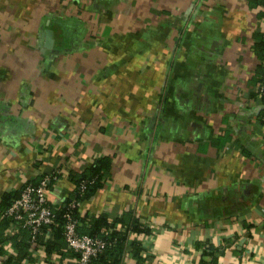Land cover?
<instances>
[{"label":"crops","instance_id":"obj_1","mask_svg":"<svg viewBox=\"0 0 264 264\" xmlns=\"http://www.w3.org/2000/svg\"><path fill=\"white\" fill-rule=\"evenodd\" d=\"M258 31L247 0H0V198L58 172V210L109 157L79 209L149 228L122 264H264Z\"/></svg>","mask_w":264,"mask_h":264},{"label":"trees","instance_id":"obj_2","mask_svg":"<svg viewBox=\"0 0 264 264\" xmlns=\"http://www.w3.org/2000/svg\"><path fill=\"white\" fill-rule=\"evenodd\" d=\"M248 7L254 12L257 20L264 21V0H247ZM253 50L256 56L262 63L264 62V31H258L255 34V43ZM258 76V77H257ZM254 85L262 84L264 82V67L261 65L256 72V78L253 79ZM263 101V99H262ZM264 102V101H263ZM112 161L109 157H101L95 160L90 167L82 173L69 172L68 178L71 179L75 185L72 194L65 200L63 207L58 210H53L55 213L54 223L50 225V237L43 240L44 236L40 235L36 243L45 244L46 252L48 255L55 252L58 256L75 257V255L66 247L63 238V215L69 208L71 202H76L78 205L84 200L93 196L101 187L104 177L107 176L111 169ZM48 183V188L52 183L60 177L58 173H44L39 179L27 181L25 185H37L46 175H53ZM54 178V179H53ZM23 186V187H24ZM22 187V188H23ZM5 193L0 198V256L6 254V246L10 245L11 250L8 258L4 261L5 264H14L13 259L31 261L35 259L31 251V246L34 245L30 242L29 230L22 226L21 223L13 222V220L1 217L3 212L17 199L21 190ZM75 217L79 220L78 232L80 234H88L96 237H106L111 241L110 245L106 247L102 254L94 259L95 264H122L124 257L128 254H135L139 261H143L144 257L141 256V245L135 239L128 240V232L147 235L150 230L147 226H142L140 221L131 214L115 217L113 222L108 221L106 215L92 216L89 214L80 215L75 209ZM117 222L123 228L122 231L116 229ZM12 224L16 226V232L10 236L8 234L9 228ZM45 231V228H44ZM210 257L208 264H216V256L221 255L224 249H216L215 247L207 246L204 250ZM202 262L201 264H204Z\"/></svg>","mask_w":264,"mask_h":264},{"label":"built area","instance_id":"obj_3","mask_svg":"<svg viewBox=\"0 0 264 264\" xmlns=\"http://www.w3.org/2000/svg\"><path fill=\"white\" fill-rule=\"evenodd\" d=\"M256 92L264 101V82L256 85ZM52 177H54V174L46 175L37 185H25L21 190L20 196L15 199L1 215L2 218L6 217L13 220V222L21 223L23 227L28 229L30 242L35 248L39 246L36 241L40 235L44 236V241L50 237V225L54 223L55 219V213L46 198V190L48 189V183ZM79 205L76 202H71L68 210L63 215L64 242L66 247L75 255L74 264H95L94 259L103 253L106 247L110 245L111 241L104 236L94 237L78 232L79 220L75 217L74 210L76 209L80 215H82ZM116 229L122 231L123 228L120 225H116ZM16 230L15 224H12L8 234L12 236L15 234ZM133 238L134 233L128 232V240ZM40 246L41 247H38L39 252H37L38 257L35 262L29 263L27 260L26 262H21L17 259H13L12 261L14 264H43L44 262L52 264L55 255L47 254L45 244ZM202 249H207V246H202ZM7 255L8 254H4L0 256V264H5L4 261L8 258Z\"/></svg>","mask_w":264,"mask_h":264},{"label":"water","instance_id":"obj_4","mask_svg":"<svg viewBox=\"0 0 264 264\" xmlns=\"http://www.w3.org/2000/svg\"><path fill=\"white\" fill-rule=\"evenodd\" d=\"M46 35V47H51L52 46V31L51 30H46L45 32Z\"/></svg>","mask_w":264,"mask_h":264}]
</instances>
